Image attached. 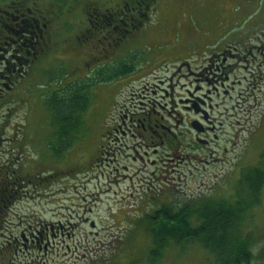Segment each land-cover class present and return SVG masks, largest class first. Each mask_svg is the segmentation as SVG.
Returning <instances> with one entry per match:
<instances>
[{
  "label": "rangeland",
  "instance_id": "1",
  "mask_svg": "<svg viewBox=\"0 0 264 264\" xmlns=\"http://www.w3.org/2000/svg\"><path fill=\"white\" fill-rule=\"evenodd\" d=\"M125 1L131 4L135 0ZM125 1L65 0L54 8L61 18L62 38H69L76 26L86 24L85 15L91 7L100 12L119 10ZM142 25L133 30V34L139 31V38L129 41V49L120 47L110 58L99 53V63L82 65L77 60L78 49L56 47L55 57L72 54L78 64L66 67L46 59L40 66L48 70L35 68L21 99L0 107V167L8 163L27 179L1 222L0 264H149L151 239L145 228L149 215L173 201L180 206L196 200L198 194L203 195L197 198L203 200L201 204L231 199L242 169L261 160L264 83L247 96L241 110L233 111L235 102L223 104L226 112L219 106L222 126L217 130L218 147L214 143L209 146L213 151L210 159L218 158V162L190 145L186 151L194 152V158L166 161L171 158L166 157L168 152L157 146L153 155V147L142 146L136 130L109 142L104 129L108 122L113 124L120 110L140 112L127 92L176 87L183 82L172 75L179 63L214 51L234 35H263L264 0H152ZM144 63L145 73L152 76H123ZM261 72L257 82L264 81V65ZM99 73L103 74L101 83L87 91L91 106L85 111L80 138L55 157L49 145L56 125L44 104L47 90L61 80L89 83L98 79ZM234 74L244 81L233 96L246 88L253 75L246 70ZM122 90V95H116ZM248 92L251 94V89ZM262 191V203L244 227L254 256L250 264H264V188ZM212 260L205 249L193 243L172 245L155 264H211Z\"/></svg>",
  "mask_w": 264,
  "mask_h": 264
},
{
  "label": "flooded vegetation",
  "instance_id": "2",
  "mask_svg": "<svg viewBox=\"0 0 264 264\" xmlns=\"http://www.w3.org/2000/svg\"><path fill=\"white\" fill-rule=\"evenodd\" d=\"M63 3L64 0H0V106L17 102L28 78L35 68L43 69L40 65L46 59L66 67L78 64L72 54L55 57L56 47L63 45L78 49L77 60L82 65L99 63V53L110 58L111 55L115 57L120 47L129 49V41L139 38V31L133 34V30L143 27L141 23L146 16L142 11L145 0L132 5L125 2L119 10L108 9L106 12L91 7L85 15L86 24H78L71 37L62 38L61 18L55 15L54 8ZM247 34L242 38H227L214 51L176 65L172 75H178L183 81L176 87L157 86L154 90L145 88L140 92H127L132 94V100H136L140 112L120 110L113 124L108 122L104 129L107 141L110 142L113 137L119 140L120 136L124 138L136 130L142 146L153 147V155L157 154L154 148L157 146L168 152L166 157L171 158L166 161L177 160L179 163L185 158H194V152L186 151L190 147H198L200 153L210 159L213 151L209 146L214 143L218 147L217 130L222 126V121L218 119L221 115L219 106L235 102L236 105L231 106L233 111L237 108L241 110L247 96L251 97L254 90L264 83L257 82L263 74L259 71L264 65V34ZM146 63L137 71L131 70L123 76L127 79L132 78L131 75L138 79L152 76L145 73ZM196 64L199 66L196 67ZM96 67L89 68L87 72ZM239 70L253 75L251 82L245 84L246 88L233 96L235 88L244 81L234 74ZM250 89L251 94L248 92ZM223 107L224 112L228 111L227 107ZM210 160L219 161L218 158ZM205 162L209 164V161ZM202 196L198 194L195 199ZM29 242L32 243V240Z\"/></svg>",
  "mask_w": 264,
  "mask_h": 264
},
{
  "label": "trees",
  "instance_id": "3",
  "mask_svg": "<svg viewBox=\"0 0 264 264\" xmlns=\"http://www.w3.org/2000/svg\"><path fill=\"white\" fill-rule=\"evenodd\" d=\"M138 0H135V3ZM152 0H145L150 3ZM147 9L148 4H143ZM86 10H88L86 8ZM91 84V83H90ZM89 83H62L48 90L45 105L55 126L50 150L55 157L69 150L83 130L84 112L91 105ZM254 166L242 169L234 196L231 199L184 201L180 206L171 203L149 215L145 225L150 234L148 263L155 264L164 250L172 245L199 244L213 258L211 264H250L253 257L246 222L262 202L264 188V151ZM0 228L11 201L19 196V188L27 179L8 163L0 167ZM202 200V201H201ZM7 214V213H6ZM3 227V226H2Z\"/></svg>",
  "mask_w": 264,
  "mask_h": 264
},
{
  "label": "bare ground",
  "instance_id": "4",
  "mask_svg": "<svg viewBox=\"0 0 264 264\" xmlns=\"http://www.w3.org/2000/svg\"><path fill=\"white\" fill-rule=\"evenodd\" d=\"M69 191V190H68ZM162 204V203H161Z\"/></svg>",
  "mask_w": 264,
  "mask_h": 264
}]
</instances>
